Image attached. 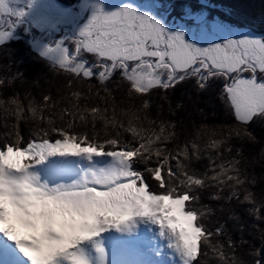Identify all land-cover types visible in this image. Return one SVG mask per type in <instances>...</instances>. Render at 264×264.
Here are the masks:
<instances>
[{
    "label": "snow or ice",
    "instance_id": "6c2138e0",
    "mask_svg": "<svg viewBox=\"0 0 264 264\" xmlns=\"http://www.w3.org/2000/svg\"><path fill=\"white\" fill-rule=\"evenodd\" d=\"M93 8L71 41L74 51L56 42L40 52L52 68L67 74V87L73 88L75 81L88 85L87 92L72 91V107L61 110L60 126L48 113L55 107L49 95L39 104L29 101L26 106L18 96L0 99V107L6 106L14 121L5 124L7 139L0 142V235L13 242L29 264H94L82 247L85 244L97 254L95 264H107L105 249L97 239L101 233L110 229L131 233L147 220L167 236L181 264H200V257L208 254L205 249L221 264H229L221 245L213 242L223 228L213 231L203 223L213 209L201 203V193L215 189L210 200H239L252 205L259 218L256 196L246 187L251 181L241 169L242 150L237 147L236 156L226 162H218V157L224 151L231 156L233 141L252 140L248 126L255 118L264 119V79L257 78L258 72L264 73V40L244 38L198 47L187 42L183 32H169L130 6L111 13L99 4ZM24 15L23 10L10 13L7 0H0V45L13 28L10 17L19 22ZM5 16L9 19L4 20ZM84 55L93 62L89 64ZM221 77L230 81L222 91L234 123L210 131L200 129L197 139L206 137L203 149L196 140L181 146L174 124L149 117L151 102L146 97L154 90L167 92L192 78L203 90ZM93 81L99 85L97 101L103 100L104 107L99 102L80 104L82 99H92ZM110 82L127 92L132 106L120 110L126 119L117 115L114 102L108 103L109 98L114 101ZM21 121L33 125L32 138L26 141ZM78 122L85 129L91 127L92 134L78 131ZM204 153L209 163L200 173L192 162L201 160ZM102 156L111 158L106 167L82 168L81 179L68 184L42 182L34 171L53 157H77L91 164L93 157ZM53 205L65 215L51 214ZM68 215L74 219L71 227Z\"/></svg>",
    "mask_w": 264,
    "mask_h": 264
},
{
    "label": "trees",
    "instance_id": "16d2710c",
    "mask_svg": "<svg viewBox=\"0 0 264 264\" xmlns=\"http://www.w3.org/2000/svg\"><path fill=\"white\" fill-rule=\"evenodd\" d=\"M59 3L75 5L77 0H56ZM81 1V0H78ZM166 2L170 15L177 19L184 18V11H202L204 16L217 18L229 25L236 27H246L251 31H256L264 38V0H155ZM202 1L208 7H202ZM25 34L20 41L0 45V99H8L18 96L26 106L29 101L40 103L44 95L52 97L55 107H50L48 113L55 119L58 126L62 124L60 120L61 110L65 107H72L70 98L72 91L79 90L87 92L88 85L83 81H75L74 87H67L69 77L67 74L58 72L52 68L46 59L29 53L30 43ZM258 79L264 78V73L257 74ZM118 81L119 79L116 78ZM93 94L90 101L81 100L80 104L100 103L104 107V101H97L95 89L99 85L93 81ZM114 101L109 98L108 103L117 105V115L120 116L121 109H127L132 105L127 101V92L118 89L115 82H110ZM224 78L212 79L208 86L201 90L195 78L186 80L176 85L174 89L167 92L154 90L147 99L151 102L149 117L157 120L171 122L176 126V131L180 134L181 146L185 141L196 140L204 148L206 137L201 135L197 139L200 129H220L234 123L228 110L225 95L222 91ZM101 96L105 93L101 90ZM139 99L135 100V106L139 107ZM122 119L125 117L120 116ZM14 121L9 118L5 120L0 114V142L7 139L8 128L5 124H12ZM147 126V125H146ZM20 131L23 140L32 138L33 125L30 122L21 121ZM78 131H88L92 134L91 127L85 129L78 122ZM97 130L101 135L103 131L99 124ZM248 132L252 135V140L243 142H232L231 156L227 151L223 152L222 157H218V162L236 156V149L242 150L241 169L243 174L251 183L248 187L256 196V203L260 206L259 218L252 211V205L241 203L233 199L213 201L209 199L210 189L201 193V203L209 205L213 209V214L203 220V223L211 230L218 227L223 228L220 237H213L214 243H219L223 248L231 264L234 258L235 264H264V119L255 118L248 126ZM55 134L51 136L55 140ZM216 155V153H212ZM207 153L202 159L193 161L192 167L198 172L203 173L208 166ZM226 195V192H225ZM242 199V197H241ZM209 252V250L205 249ZM206 255L200 257V264H221L218 260H205ZM204 261V263L202 262ZM202 262V263H201Z\"/></svg>",
    "mask_w": 264,
    "mask_h": 264
},
{
    "label": "rangeland",
    "instance_id": "374dc122",
    "mask_svg": "<svg viewBox=\"0 0 264 264\" xmlns=\"http://www.w3.org/2000/svg\"><path fill=\"white\" fill-rule=\"evenodd\" d=\"M53 2H54V0H7L8 7L10 9V12H12V13L17 12L18 8H21V7L26 8L28 11L23 16V19H26L32 25L39 24L40 22L34 23V20H35L36 16H38V15L33 17V15L30 13L31 10H33L34 14H35L38 12L37 10L35 11V9L38 6H42L43 4L50 6V4H52ZM30 3H31V6H29ZM80 3L81 2L77 0L75 3V6H73V7H76L78 5L77 9H80V7L82 8L83 5H81ZM79 4H80V6H79ZM95 4L101 5L102 9L109 10V8H113V9H111L113 11H115V8L119 9L121 7H124V6H130L133 9H135V11L137 12L138 15L149 17L151 20L156 21L159 24H161L169 32H177V31L183 32L184 36H185V40L189 43H193V44L197 45L198 47H209L213 44L223 43L226 40H239V39H244V38H254L257 40H264L263 35L258 34L256 31H251L246 27H236L233 25H229L223 21H220L217 18H211L209 15L204 16L202 11H200V12H198V14H196V13H194V11L187 10V11H184V13H183L184 18H186V19L183 20L180 18L177 19L176 17L174 18L170 15V10H168L167 6H165L166 2L164 3L163 1L159 2V1H155V0H91L90 5L85 7L82 14H80V12L74 13L73 8L64 9L63 13L61 15H63L65 13L62 17L64 18L63 22L66 23L67 28H71V30H72V31H70L69 34L76 35L79 33L80 29L87 23V21L90 19L91 15L93 14V12H94L93 5H95ZM199 4L202 7H204V6L208 7L202 1H200ZM88 7H90V8H88ZM53 14L56 15V13H53ZM2 19H3V16H0V20H2ZM8 19H9V17H7V16L4 17V20H8ZM10 19H11V22L13 24L14 23L17 24L16 23L17 18L15 16H11ZM19 19H22V17ZM18 25H20L19 28L22 29V27L25 25V23L20 22ZM18 25H16V26H18ZM16 26L14 28H16ZM42 26H43V24H42ZM14 28H12L10 35H9V38L7 39V41L4 44L20 41V38L22 39L21 36H17V34H15L16 32L14 31ZM20 29H18V30H20ZM36 32H40V30L36 29ZM25 33L28 36L27 39H29V36L34 38L33 35L29 34L28 29H25ZM44 34L41 35V37L39 36V42H35V43L32 42V44L29 43L30 46H28V48H26V50L29 53H34L37 56L41 57L40 52L45 46H48L46 44V40L49 39L48 38L49 34H47V33L45 35ZM20 35H23V33H21ZM34 35L37 36L40 34L36 33ZM59 38L60 37H54V36L51 37L50 38L51 44L54 45L55 44L54 41L59 40ZM72 40H74V39H68L67 43H70L72 45L71 48L73 49L74 45L71 42ZM40 41H42V42H40ZM60 42H62V41H60ZM63 43H65V42H63ZM245 74L246 73H243L244 76H245ZM248 74L251 75L250 73H248ZM225 81L226 80L224 79V82ZM52 135H54V133ZM67 158L77 160V161H81V159H82V158H77V157H67ZM51 159H53V158H49V160H51ZM97 159H99V161L102 164H104L103 161H106V162L110 161V158H106V156L98 157ZM41 167L42 166L35 168L34 171H43L42 169H40ZM62 211L64 212V210H62ZM68 219L72 220L73 217L70 215ZM67 222H69V220ZM68 224H70L72 226L73 222L71 221V223H68ZM25 226H26V224H21V227H25ZM125 234L128 236H130V235L135 236L136 235L137 237H139L138 239H140L141 242H144L143 240L146 237H148V239L150 241L144 243V245L150 246V250L141 253V252H138V250L136 248L130 247L129 250H126L125 252H123L122 256H127L130 254L133 257H137L139 260H144V259H147L149 261H152V260L156 261L157 260L158 264H181V258L179 256V254L175 251V249L173 247L169 246L170 245L169 241L168 242L166 241V244H165L164 240H166V239H165V236L161 234L160 228L155 227V224L151 223L150 221H147V220L140 221L137 224L134 232L125 233ZM108 235L111 237V232H108ZM117 238H118V240H115L113 243L123 245V243L121 241H119V237H117ZM156 238H159L160 241L158 243L161 244V246L158 248L159 254H160V257H158V258H155L153 256L154 252L151 250V248L153 246L152 244L154 241H156ZM137 243H138V240H137ZM89 246H90V244L82 245V247H84L85 249H88ZM161 247H163V248L160 249ZM17 258L18 257H16V259ZM206 259H208L209 261L210 260L211 261L218 260L216 258V255H213L210 250H209L208 254L205 256V260ZM19 260H20V262H22V259H19ZM149 261H146V260L136 261V262L135 261H129V262H123L122 264H155L154 262L151 263ZM204 261L202 260L203 263H204ZM20 262H19V264H21ZM209 264H213V263L210 262Z\"/></svg>",
    "mask_w": 264,
    "mask_h": 264
},
{
    "label": "flooded vegetation",
    "instance_id": "af4514ba",
    "mask_svg": "<svg viewBox=\"0 0 264 264\" xmlns=\"http://www.w3.org/2000/svg\"><path fill=\"white\" fill-rule=\"evenodd\" d=\"M90 1L91 0H81L80 4L83 5V7L80 9H77V6L76 7H73L75 5L73 4H63V3H59L58 1L54 0V2L52 4L49 5H45L43 4L42 6H38L35 11L37 10L38 12L34 14V11L31 10V14L33 15V17H35L36 15V18L34 20V23H37V22H40L39 24H36V25H32L30 24L29 21H27L26 19H19V22L16 21L17 24H13V28L18 25L20 22H23L25 23V25L22 27V29H20V25L16 26V28H14V32L15 34H17V36H21V37H24V34L25 33V29H28V32L29 34L33 35L34 38H32L31 36H29L30 38V43L32 44V42H39V36L41 37V35H43L44 33L46 34H49V39L46 40V44L48 46H52L51 42H50V38L51 37H60L59 40L57 41H54V43L56 42H65V46L67 48H69L70 51H74V48L72 49V45L70 43H67L68 39H75L77 34L76 35H71L69 34L71 30V28H67V25L66 23L63 22V15H61L63 13V10L64 9H70V8H73V12L74 13H77V12H80V14L83 13L85 7L89 6L90 5ZM40 4V3H39ZM79 4V6H80ZM90 8V7H88ZM113 8H109V10L107 9H103L105 13H111L113 12V10H111ZM20 10H23L25 13L28 11L26 8L24 7H21V8H18L17 11H20ZM80 10V11H79ZM115 10H117V8H115ZM40 12V13H39ZM12 13V12H10ZM42 13V14H41ZM53 13H56V15H54ZM41 14V15H40ZM61 18H59V17ZM43 24V26H42ZM20 29V30H18ZM36 29L37 30H40V32H36ZM27 32V31H26ZM62 32V33H61ZM21 33H23V35H20ZM36 33H39L40 35H37L35 36L34 34ZM19 34V35H18ZM44 34V35H45ZM29 40V39H28ZM42 42V41H40ZM84 59H87L89 64H91L93 62V59L90 57V56H87V55H84L83 56ZM257 74H262V73H257ZM245 76H249L248 73L245 74ZM116 78L119 79V76H117ZM258 78V77H257ZM264 79V78H263ZM226 83H230V81H225L224 82V85Z\"/></svg>",
    "mask_w": 264,
    "mask_h": 264
},
{
    "label": "bare ground",
    "instance_id": "6f19581e",
    "mask_svg": "<svg viewBox=\"0 0 264 264\" xmlns=\"http://www.w3.org/2000/svg\"><path fill=\"white\" fill-rule=\"evenodd\" d=\"M111 238V237H110ZM4 243H6V245L8 247H10V243L7 242V241H4ZM9 243V244H8ZM121 243V242H120ZM1 246V245H0ZM102 247L105 249V252H106V261H107V264H110L111 262L113 261H116L117 260V257L114 253H110V250L107 246V248H105V246L102 245ZM133 254V253H132ZM92 255H95L97 257V254L95 253V251H92ZM16 257H18L19 259H21L20 255L16 254ZM16 259L15 258V261H14V264H19L20 260L19 259ZM21 264H23L22 262H20Z\"/></svg>",
    "mask_w": 264,
    "mask_h": 264
},
{
    "label": "clouds",
    "instance_id": "9594fccd",
    "mask_svg": "<svg viewBox=\"0 0 264 264\" xmlns=\"http://www.w3.org/2000/svg\"><path fill=\"white\" fill-rule=\"evenodd\" d=\"M5 107H0V114H2V116L5 120H7L11 117L9 116L8 112L5 111ZM14 175H15V173H14Z\"/></svg>",
    "mask_w": 264,
    "mask_h": 264
}]
</instances>
